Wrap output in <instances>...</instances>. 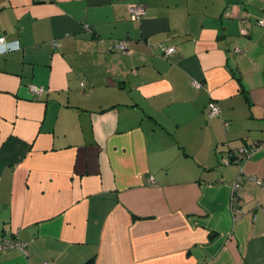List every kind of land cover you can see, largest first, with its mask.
Wrapping results in <instances>:
<instances>
[{
  "label": "crops",
  "instance_id": "0c3cea01",
  "mask_svg": "<svg viewBox=\"0 0 264 264\" xmlns=\"http://www.w3.org/2000/svg\"><path fill=\"white\" fill-rule=\"evenodd\" d=\"M262 20L264 0H0V236L27 244L0 264H264Z\"/></svg>",
  "mask_w": 264,
  "mask_h": 264
},
{
  "label": "built area",
  "instance_id": "2783aa9c",
  "mask_svg": "<svg viewBox=\"0 0 264 264\" xmlns=\"http://www.w3.org/2000/svg\"><path fill=\"white\" fill-rule=\"evenodd\" d=\"M39 1H42V0H39ZM130 13H131V18L136 21L140 19L143 16V14L146 13V7L144 5H134L130 9ZM259 24L264 25V21L263 20L260 21ZM8 46L10 45L6 41L5 37L0 36V47L8 49ZM114 49L115 51L119 53H125L128 51V45L126 42L120 41L114 45ZM174 51H175V48H170L167 51V53H173ZM194 86L197 88H200L201 83H198L197 81H195ZM29 88H30V92L34 96H40L46 92V89L44 87H39L36 85H31ZM219 114H220V108L218 107V105L215 103H211L209 116L215 117V116H218ZM246 152L248 155H250V153L247 150ZM253 181L264 191V180L253 178ZM238 187H239L238 184L233 185V190L236 191ZM16 247L21 249L22 251H25V249L27 248V244L23 243L21 240L17 238L0 236V255L4 250L14 249ZM44 264H48V263H44Z\"/></svg>",
  "mask_w": 264,
  "mask_h": 264
},
{
  "label": "trees",
  "instance_id": "16d2710c",
  "mask_svg": "<svg viewBox=\"0 0 264 264\" xmlns=\"http://www.w3.org/2000/svg\"><path fill=\"white\" fill-rule=\"evenodd\" d=\"M248 152L250 153V152H252V150L250 149V151L248 150ZM258 179V178H257ZM259 180H263V179H259ZM85 264H94V261L93 260H91V261H88L87 263H85Z\"/></svg>",
  "mask_w": 264,
  "mask_h": 264
}]
</instances>
